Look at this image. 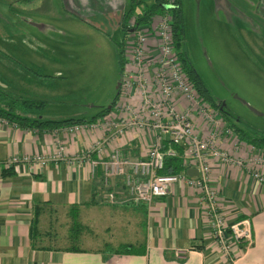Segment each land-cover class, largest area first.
I'll return each mask as SVG.
<instances>
[{
    "label": "crops",
    "instance_id": "crops-1",
    "mask_svg": "<svg viewBox=\"0 0 264 264\" xmlns=\"http://www.w3.org/2000/svg\"><path fill=\"white\" fill-rule=\"evenodd\" d=\"M65 1L84 11L86 17L99 13V7L120 9L124 15L131 6V0ZM210 4L212 16L226 20L238 34L241 31L249 47L253 48L255 41L264 48V0H211ZM105 16V23H111L110 14ZM187 20L186 12V34ZM112 41L118 62L119 40ZM39 52L33 53L38 56ZM59 53L68 58L67 49ZM60 62L66 69L61 57ZM71 91L74 102L81 103L82 85ZM117 101L105 117L122 122L117 106L121 100ZM45 107L42 111L30 109L26 116L42 120L88 118L77 115V109L46 117ZM102 117L83 122L86 125L78 132H72L70 124L54 129L22 127L0 117V264H264V186L237 166L213 165L212 182L220 191L227 220L251 218L253 222V244L246 249L243 244L236 247L240 254L228 263L209 233L198 193L191 186L179 182L168 196L147 205L129 199L123 176L105 182L103 162L113 149L119 148L132 159L143 158L152 137L139 127L126 128L120 134L117 128H105ZM98 142L109 143L104 152L98 151ZM231 142L227 138L222 145L230 147ZM60 146L63 155L59 159L55 156ZM13 155H40L48 163L4 168L2 161ZM36 211L39 222L32 232ZM123 245L135 249L123 254L110 251Z\"/></svg>",
    "mask_w": 264,
    "mask_h": 264
},
{
    "label": "rangeland",
    "instance_id": "rangeland-1",
    "mask_svg": "<svg viewBox=\"0 0 264 264\" xmlns=\"http://www.w3.org/2000/svg\"><path fill=\"white\" fill-rule=\"evenodd\" d=\"M183 2L188 31L182 50L189 51L205 84L235 121L264 131V48L255 41L249 47L241 31L238 34L226 20L215 19L211 0ZM98 9L86 17L65 0H0V87L14 95L47 100L46 117L77 109V115L89 118L103 106L112 108L123 80L112 39H124L130 62L139 30L128 27L124 35L123 11ZM106 13L111 23H105ZM61 49L68 50V58L60 55ZM37 50L41 56L34 55ZM79 84L84 92L81 103H75L70 92ZM19 108L30 116V109Z\"/></svg>",
    "mask_w": 264,
    "mask_h": 264
},
{
    "label": "built area",
    "instance_id": "built-area-1",
    "mask_svg": "<svg viewBox=\"0 0 264 264\" xmlns=\"http://www.w3.org/2000/svg\"><path fill=\"white\" fill-rule=\"evenodd\" d=\"M130 19L128 27L139 30V34L119 85L122 102L117 106L123 121L105 117L102 125L117 128L120 134L126 128L139 127L147 130L152 138L143 158L132 159L124 156L119 148L113 149L110 158L103 162L105 182L114 176H123L129 199L147 205L156 198L168 196L179 182L191 186L198 193L209 233L219 252L228 263H233L240 254L236 247L244 244L246 249L254 242L253 222L251 218L227 220L220 191L212 182V168L214 164L237 166L264 186V148L234 136L220 112L206 103L194 88L175 47L171 12H160L150 24L139 27ZM84 125L74 124L70 130L78 132ZM227 138L232 140L230 147L222 145ZM108 144L98 142V151L104 152ZM62 155L60 146L55 157L60 159ZM169 156H182L185 170L178 174L162 173ZM31 163L44 166L48 159L40 155H13L1 165L12 168ZM193 168L198 169L196 175L188 173Z\"/></svg>",
    "mask_w": 264,
    "mask_h": 264
},
{
    "label": "trees",
    "instance_id": "trees-1",
    "mask_svg": "<svg viewBox=\"0 0 264 264\" xmlns=\"http://www.w3.org/2000/svg\"><path fill=\"white\" fill-rule=\"evenodd\" d=\"M164 4L174 5L173 9L168 10L172 13L173 16V32H174V43L178 53V56L182 62L183 70L188 76L189 80L194 85V88L197 89L199 94L202 96L203 100L216 108L220 114L224 117L227 126L232 129L233 135L236 136L239 140H242L248 144L255 145L258 147L264 148V131L252 128L248 126H242L237 121H235L226 110H224L222 102H218L214 96L211 94L210 89L205 84L200 73L195 68L191 59L188 56V52L182 50V46L185 43L186 37V26H185V13L183 7V0H154L153 3L148 4L144 3L142 0H131V6L127 10L122 19V28L125 33L128 31V22L131 17L135 15V25L144 26L148 25L153 21V18L156 14L166 11L167 9L163 8ZM117 46V57L118 63L120 66V72L123 74L124 65L126 63V55L124 48V39L122 41L116 42ZM120 92L118 87V92L114 97V100L111 104L113 106L117 103ZM0 96L2 100L3 97H7V102H3L0 99V117L6 119L7 121L16 124L17 126L22 127H35V128H51L61 127L64 125H74L82 122H93L97 120L100 116L106 115L110 111V107H103L96 115L91 118H68L64 120H42L38 118H31L29 116L23 115L20 111L21 109H41L46 106L47 102L42 99H34L31 97H22L18 95L11 94L9 91H6L0 87ZM180 153L182 149L179 148ZM184 159L182 156H169L166 157L165 167L161 171L162 173L169 174H178L185 170ZM9 170V169H8ZM7 169L4 170V173H7ZM39 214L36 211L31 224L32 232L38 227ZM244 245V244H243ZM197 248V246H194ZM135 247L132 245H123L115 250H110L112 252L123 254L134 251Z\"/></svg>",
    "mask_w": 264,
    "mask_h": 264
},
{
    "label": "water",
    "instance_id": "water-1",
    "mask_svg": "<svg viewBox=\"0 0 264 264\" xmlns=\"http://www.w3.org/2000/svg\"><path fill=\"white\" fill-rule=\"evenodd\" d=\"M162 7L167 9V10H171V9H173L174 5H172V4H164V5H162ZM188 173L191 174V175H196L198 173V169H196V168L189 169Z\"/></svg>",
    "mask_w": 264,
    "mask_h": 264
}]
</instances>
